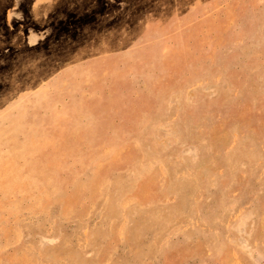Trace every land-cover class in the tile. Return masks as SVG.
Returning <instances> with one entry per match:
<instances>
[{
    "label": "rangeland",
    "instance_id": "obj_1",
    "mask_svg": "<svg viewBox=\"0 0 264 264\" xmlns=\"http://www.w3.org/2000/svg\"><path fill=\"white\" fill-rule=\"evenodd\" d=\"M47 5L0 0V264H264V0ZM128 48L130 124L35 109Z\"/></svg>",
    "mask_w": 264,
    "mask_h": 264
},
{
    "label": "crops",
    "instance_id": "obj_2",
    "mask_svg": "<svg viewBox=\"0 0 264 264\" xmlns=\"http://www.w3.org/2000/svg\"><path fill=\"white\" fill-rule=\"evenodd\" d=\"M59 1L46 0L48 10ZM107 27L130 30V23ZM111 43L130 45V39ZM63 76L61 83L55 82L54 90L49 86L46 92L37 95L35 109L46 103L55 119L64 123L65 134L70 138L84 135V140H102L104 132L111 129L106 126L117 125L118 119H123L120 123L130 124V48L77 63L64 70ZM62 102L64 107L59 109Z\"/></svg>",
    "mask_w": 264,
    "mask_h": 264
}]
</instances>
